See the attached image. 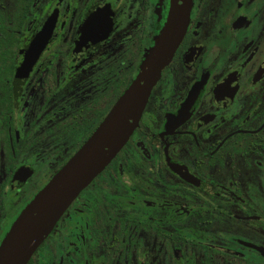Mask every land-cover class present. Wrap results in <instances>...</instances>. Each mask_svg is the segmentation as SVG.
Masks as SVG:
<instances>
[{
	"label": "flooded vegetation",
	"instance_id": "af4514ba",
	"mask_svg": "<svg viewBox=\"0 0 264 264\" xmlns=\"http://www.w3.org/2000/svg\"><path fill=\"white\" fill-rule=\"evenodd\" d=\"M169 0H0V242L133 80ZM24 264H264V0H191L136 126Z\"/></svg>",
	"mask_w": 264,
	"mask_h": 264
},
{
	"label": "water",
	"instance_id": "95a60500",
	"mask_svg": "<svg viewBox=\"0 0 264 264\" xmlns=\"http://www.w3.org/2000/svg\"><path fill=\"white\" fill-rule=\"evenodd\" d=\"M190 3L169 0L164 25L137 74L86 140L15 217L0 242V264H24L69 202L125 143L160 69L185 30Z\"/></svg>",
	"mask_w": 264,
	"mask_h": 264
}]
</instances>
